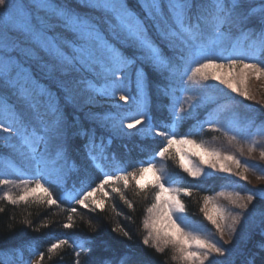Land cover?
Returning a JSON list of instances; mask_svg holds the SVG:
<instances>
[{"label": "snow or ice", "instance_id": "obj_1", "mask_svg": "<svg viewBox=\"0 0 264 264\" xmlns=\"http://www.w3.org/2000/svg\"><path fill=\"white\" fill-rule=\"evenodd\" d=\"M238 7L235 0L231 3L229 0H214L195 15L194 22L196 0H137L135 5L132 0H84V8L80 10L71 7L67 2L61 3L60 0H0V86L10 89L24 109L15 112V129L3 124H0V129L16 132L22 145L26 146L31 154L37 169L33 186L29 187V181H21L24 188L18 196L13 197L9 191H5L0 199L16 205L20 202L29 203L31 197L32 202L46 203L49 207L60 206L61 202L53 197L50 188L46 186L49 183L46 177L58 179L65 171L67 158L64 145L75 123V116L68 108L83 90L82 86L87 85L88 89H94L91 80L97 77L109 81L105 95L115 97L120 93L119 101L126 104L129 101L136 103L137 98L128 93L126 85L130 70L136 77V93L140 96L147 84L148 73H175L179 61H184L186 66L183 75H186L189 81L219 80L233 92L251 99L247 88L237 85L246 84L249 72L259 79V76L264 74V66L261 63L245 62L238 57L228 58L226 63L217 62L218 58L208 55L211 49L199 43L202 36L201 22L211 23L219 40L224 36L221 29L225 25L236 23L239 16ZM253 35L254 47L264 51V30ZM33 66L44 73L50 81L49 84L41 83ZM225 67L229 69L231 79L208 72L209 69ZM236 69L240 70L239 75L236 74ZM0 102L7 111H14L7 101ZM142 109L143 105L137 103L136 115L121 118L119 128L136 129L137 125H142L148 119ZM179 111H183V108ZM148 128L152 130L150 123ZM257 132L264 135V126L259 127ZM155 134L166 141L156 153L157 156L164 157L174 144L196 145L214 160L230 161L237 169L248 171L254 167L247 163L242 164L234 155H222L206 149L187 136L178 139L174 134L159 129H156ZM77 135L87 137L89 155L95 160L97 157L93 155L96 151L94 134L82 129ZM231 139L235 140L236 137ZM254 150L255 144L248 147L250 154ZM260 156L264 159V149L261 150ZM201 160L207 163L203 157ZM209 166L216 168L217 165L211 163ZM181 167L189 175L200 174L199 170L184 167L183 164ZM149 171L153 172L155 180L148 186L158 190L155 193V202L147 212L152 214L155 210L159 212V216L144 220L143 226L147 235L142 241L143 244H151L161 253L171 246L175 252L172 258L182 264H212L214 254L226 257L229 254L228 249L215 241L185 231L173 219L174 212L184 211V205L178 199L179 192L183 191L185 195L190 196L191 191L166 187L159 170L151 163L132 172L105 174L95 187L66 193L65 199L87 211L103 212L105 198L109 197L106 186L123 181V187L126 189L131 179L143 190L146 185L140 181ZM220 171L232 173L233 169L220 164ZM236 174L247 180V176L242 172ZM10 183L13 182L0 179V186ZM111 192L118 193L121 199L132 207L120 188L113 186ZM96 193H102L99 200L94 199ZM164 193L169 194L167 198H164ZM261 193L264 194V190H261ZM210 200V197H205L204 204L207 205ZM254 200L256 195L252 192L246 197L236 193L233 203L239 201V208L247 213L250 210L249 205L255 207ZM0 211L3 209L0 208ZM201 211H204V208ZM77 212L76 207L68 209L67 222L62 225L63 228L74 227L73 216ZM212 213L216 214V218ZM240 215L238 213L231 216V224H227L229 217L218 206L213 205L210 211H205L206 218L216 227L221 237L225 234L226 224L230 235L236 231L235 226L240 223ZM162 220L167 221L163 227L159 226ZM125 236H128L127 232ZM67 244L68 238L52 243L47 248L49 258L52 253ZM72 247L76 257L74 264H80L82 251H91L86 242L73 244ZM260 247L264 249V243ZM44 259L45 253L40 252L36 264H42ZM121 264H124V259ZM249 264L252 262L249 261Z\"/></svg>", "mask_w": 264, "mask_h": 264}, {"label": "trees", "instance_id": "obj_2", "mask_svg": "<svg viewBox=\"0 0 264 264\" xmlns=\"http://www.w3.org/2000/svg\"><path fill=\"white\" fill-rule=\"evenodd\" d=\"M60 2H67L77 10L84 8V0ZM136 2L137 0H132L134 5ZM213 2L214 0H196L194 22L195 15ZM235 2L239 5V16L236 23L225 25L221 29L223 38L217 39L211 23L201 22L202 36L199 43L211 49L208 55L218 58L217 62L226 63L228 58L238 57L245 62L261 63L264 66V51L253 45V34L264 30V0ZM185 66L184 61H179L175 73H148L145 103L142 94L137 96L136 77L131 70L128 72L129 80L126 85L128 93L137 98L136 103L129 101L112 108L87 109L90 99L97 93L112 96L104 94L109 81L97 77L91 80L93 90L88 89L87 85L82 86L83 90L68 108L75 116V123L64 145L67 167L58 179L46 177L49 180L46 186L50 188L53 197L61 202L60 206L49 207L46 203L32 202L31 197L29 203L20 202L16 205L0 199V208L3 209L0 211V264H25L40 252L45 253L42 264H74L76 257L72 245L82 242H86L91 251L81 252L80 264H85V261L87 264H121L122 259L124 264H182L172 258L175 252L171 246L161 253L151 244L145 246L142 242L147 235L143 222L152 217L147 209L155 202V193L158 190L148 186L150 183L143 190L131 179L126 189L123 181L106 186L109 197L105 198L103 212L87 211L65 199L66 193L95 187L105 174L132 172L142 165L146 167L149 163H155L154 166L162 175L166 187L191 191L190 196L182 195L185 218L209 229L215 226L206 218L205 211H201L205 207V197L220 193L258 192V187L234 173L218 172L200 177L189 175L181 167V159L173 148L164 157L156 155L166 143L163 137L155 134L156 129H159L172 133L177 138L187 136L202 139L208 147L232 154L264 170V163L248 152L251 145L247 140L252 136L255 127L264 126V103L233 92L219 80L189 81L183 75ZM33 69L42 84L50 83L38 68L33 66ZM208 72L219 75L218 69H209ZM0 101H7L9 107L14 109L9 112L0 102V124L15 129V112L24 111L23 107L14 93L2 86ZM137 103L143 105L142 110L148 119L131 132L120 129L121 118L136 115ZM180 108L183 111H179ZM234 112L239 115L237 122L230 120ZM108 117H111L110 121L106 120ZM149 123L152 130L148 128ZM228 123L241 127L242 131L237 134L229 133ZM250 124L253 125L249 127ZM82 129L95 136V160L89 155L87 137L77 135ZM233 136L236 137L235 140L231 139ZM36 172L35 162L16 132L0 129V179L13 182L0 186V196L5 191H9L13 197L18 196L24 188L21 181H29V187L33 186ZM113 186L121 189L132 207L118 193L111 192ZM101 197L102 193L94 194L96 200ZM71 207L78 209L73 216L74 227L65 229L62 225L67 222L68 209ZM125 232L128 236H125ZM64 238H68L69 244L62 246L49 258L47 248ZM262 243L264 221L243 240H238L233 245V258L227 264H249V261L252 264H264V249L260 247Z\"/></svg>", "mask_w": 264, "mask_h": 264}, {"label": "rangeland", "instance_id": "obj_3", "mask_svg": "<svg viewBox=\"0 0 264 264\" xmlns=\"http://www.w3.org/2000/svg\"><path fill=\"white\" fill-rule=\"evenodd\" d=\"M220 70L222 71L220 72ZM235 72L237 75H239L240 70L236 69ZM217 73L219 74L218 76H222L227 79L232 78L230 71L227 67L218 69ZM233 82L235 83V80ZM237 86L246 87L249 92V95L252 98L259 99L264 103V74H261L259 76V79H257L255 74L249 72L246 84L243 86L241 85H237ZM119 94L113 97V96H103L100 93H97L95 97L90 99V104L87 106V109H99L102 107L112 108V107L120 106L124 104L125 102L119 101ZM142 95H143V101L145 103L146 102V98H145L146 89L145 88H144ZM181 116H182V112H181ZM238 116L239 115L234 112L232 116L230 117V120L237 122L239 121ZM106 120L110 121L111 117H108ZM252 125L253 124H250L249 127H251ZM138 127H140V125H137L136 129H138ZM259 127H261V125L254 128L252 132V136L247 140L250 145L255 144V150L251 153V155L254 158L264 163V159H262L260 156L261 150L264 149V135L258 134L257 129ZM124 130L126 132H131L134 129H124ZM240 130L242 131L241 127H237V126L234 127L233 124L228 123L229 133L237 134L239 133ZM193 140H195L197 144H202L204 148L206 149L219 152L222 155L229 154V153H222L216 149L208 147L205 141L202 139L193 138ZM172 148L174 149V151L178 153L184 167L191 168L193 170H199L200 174L197 175V177L209 175L211 173L222 172L220 171V164H224L226 167H232L233 169L232 173L234 174L238 172H242L245 176H247V180H249L251 184L259 188L258 192L254 193L256 195V200H254L253 202L255 207H253V205H249L250 210L247 213H244V210L239 208L238 206L239 201H237L236 203H233V200H235V194H236L234 192L220 193L217 195L210 196L211 198L210 203L205 205L204 211H210L213 205L218 206L224 212V214L229 217L227 224H231V216L236 215L238 213L241 214L240 223L235 226L236 231L232 233L231 235L229 234L227 224L225 225V234L223 235V237H221L220 233L216 230V227L209 229L203 225L192 223L191 221H189L187 218H185L186 216L184 214V211L174 212L172 214L173 219H175L176 222L180 224V226L185 231L192 232L193 234L200 235L203 238H207L209 240L215 241L222 247L228 249L229 254L226 257H220L214 254L213 260H212V264H227L233 258V254L231 253L232 248H235L233 247V245H235V243L238 240L239 241L243 240L246 237V235H249L250 233H252V231L255 230V228L258 227L264 221V215H262L264 214V194L261 193V190H264V178H260L264 176V170H261L260 167L257 165H253L254 167L250 168L248 171H245L243 168L237 169L235 164H233L230 161H225L223 159L214 160L213 158L209 157L202 148L197 147L196 145L174 144ZM178 149H180L181 151L178 152L177 151ZM201 157H203V160L207 161V163L202 162ZM240 161L242 164L247 163L246 161H242V160ZM211 163H216L217 165L216 168L210 167L209 164ZM153 165H155V163H153ZM249 165H252V164H249ZM222 173H228V172H222ZM154 180H155V176L153 172L149 171L144 174V179L141 180L140 183L143 185H147L151 182H154ZM183 194H184L183 191H180L178 195V199L181 202H182ZM168 195H169L168 193H164V198H167ZM239 195L241 197H246L248 194L239 193ZM212 214L214 218H216V214L215 213H212ZM158 216H159V212L154 210L151 218L158 217ZM165 224H167V221L162 220L160 221L159 226L163 227ZM172 231H173V234L175 235L174 230ZM38 259H39V255L34 256L30 262H27L25 264H36V261Z\"/></svg>", "mask_w": 264, "mask_h": 264}]
</instances>
